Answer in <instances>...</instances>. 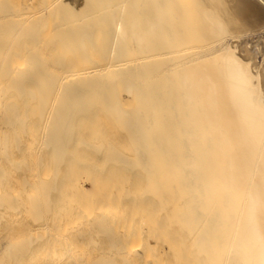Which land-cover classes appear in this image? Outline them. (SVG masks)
Here are the masks:
<instances>
[{
    "label": "bare ground",
    "instance_id": "bare-ground-1",
    "mask_svg": "<svg viewBox=\"0 0 264 264\" xmlns=\"http://www.w3.org/2000/svg\"><path fill=\"white\" fill-rule=\"evenodd\" d=\"M10 1H0V38L6 41L5 38L11 36L15 43L22 39L19 41L21 47L17 48L19 44L15 45L13 39V45L10 38L7 42L0 39L1 52L11 51L8 54L13 58L24 56L23 59L30 63L26 64L25 69L27 65L33 67L34 61L36 67L41 69L37 65L42 64V53L45 54L41 56L49 57L46 53L58 52L59 55L61 50L67 49L76 53L75 56L79 55L75 60L74 53L68 54L67 57H74L72 61L63 58L65 53L55 58V55H51L49 62L44 58L46 68H53V72L57 70L56 78L58 74L60 77L61 71L64 72L65 77L61 74V78L55 80L52 78L54 75L51 77L52 73L47 76L39 74L42 71L35 66V71L31 69L34 76L29 74L35 79L25 77L27 72L23 70L24 66L19 68L20 65L18 67L16 63L11 64L23 70L12 80L16 83L12 87L16 85L18 92V86L22 88L29 83L37 85L39 75L44 76L39 80L41 82L50 76L52 79L48 81L56 83L44 80L43 86L39 82V88L43 91V87H47L45 84L52 87L54 84L60 89V97H64L59 98L54 94L55 99H60L57 98V104L63 106L74 102L70 106L67 104L69 111L66 106L63 107L68 112L64 114L67 115L65 124L62 125L64 119H60V125L56 121L57 129L52 130L54 132L50 137L49 125L48 134H44L45 149H57L58 153L53 152L55 156L60 155L59 158L55 157V161L59 160L60 163L64 162L61 158L65 155L67 139H71L74 147L78 142L79 147L90 149V152L110 149L112 154H108L110 160L107 164L111 161L136 168L146 181V186L143 184L144 191L135 196L129 189L123 190L120 186L124 184L123 180L115 179L117 183L120 182L119 188L114 185L112 187L115 188H110L119 195L113 196L106 184L109 180L106 183L103 181V184L98 183L97 179L95 183L93 180L97 187L100 188L99 184H102L106 190L107 194H103L105 197L102 198L99 188L91 183L88 186L84 180H80V183L75 182L76 186L78 184L77 190L82 193L89 190L91 194L95 188L97 191L94 190L91 198L90 195L88 198L92 200L97 195L101 199L96 197L93 204L88 200L89 205L85 206V200L78 197H83L86 192L80 195L77 191L79 196L75 194L74 187L72 192L67 188L66 201L58 208L54 199L61 190L56 182L59 175L57 167L61 165L58 162L60 165H55L58 174L54 171L44 189L45 213L38 214L40 210H35L31 218L20 223L21 226L30 225L41 218L46 231L18 244L9 245L5 241L6 246L3 242L0 245V264H20L18 261L22 258L26 261L23 264H81L84 255L88 254L83 244L89 245V248L91 245L95 247L94 243L104 237L108 241V248H102V255L98 252L99 243L95 251L87 249L94 251L93 254H100L96 258V253L92 255L89 252L86 256H89V260L90 256L96 258H92L89 264H264V0H52L54 4L51 7L48 8L47 3L45 6L52 17H58V21L52 19L56 23L51 21L49 14L41 11L45 7L41 2L37 3L39 0L36 3L44 9H39L35 0H30L31 4L35 3L33 6L28 0L30 5L27 2L25 6L23 2L24 5L19 6L21 9L12 6L17 0ZM46 18L53 24H47ZM24 39L27 43L30 39L29 44L33 46L38 42L35 46L37 49H24ZM12 46H15L14 50ZM12 50L17 54H13ZM18 50L23 51L20 53ZM21 60H18V64L22 62L21 65H24L25 61ZM76 69L79 72L74 71ZM22 74L25 76H20ZM120 85L124 86L120 88ZM108 87L115 90L103 93ZM51 89L48 93H53ZM8 91L0 88V99ZM40 93L39 98L44 94ZM130 94L134 97V106L127 108L122 97ZM22 95L18 97L22 98ZM45 95L39 100L40 106L46 99ZM48 95L49 99L54 98L52 94ZM56 103L57 108L54 107L53 111L60 108L57 111L60 113L61 106L58 107ZM97 103L105 107L125 133L133 151L132 156L120 155L114 143L95 136L105 131L102 125L104 121L94 122L93 119L96 111L92 107ZM13 104H8V108L12 110L13 117H18L16 104ZM43 104L42 108L37 107L44 114L46 105L44 108ZM33 108V104H30V108L23 111L25 118L22 115L21 118H12L11 115L4 123L22 125L23 129L19 130L23 131L24 136L21 133V137H15L20 150L36 146L32 144L35 137H30V133L44 117L46 120L51 118L39 112L41 114L37 113V118L40 120L33 127L31 121L36 117ZM82 114L98 128L93 130L94 136L88 132V138L78 137L77 140L79 131L84 132L80 129L82 124L76 130L78 135H73L70 128L75 129L73 127ZM85 126L83 124L82 128ZM26 130H30V133ZM71 134L73 138L75 136L74 140ZM4 140L8 143L7 137ZM59 150L64 151L63 156ZM2 157L5 158L4 155ZM39 157L37 163L41 161ZM25 160H14V164L12 160L6 162L12 161L9 163L13 164V169L21 171L27 165ZM81 160H77L79 165L89 166L85 160ZM98 168L99 171L94 173L103 175L100 170L104 167ZM12 173L0 169V181L11 175L15 177ZM142 179L139 181L142 182ZM121 188L124 191L122 194ZM3 190L6 191L4 187ZM11 191L9 196L14 197L9 199L14 200L5 203L12 204L9 206L12 208L5 210L12 209L14 213L10 212L13 214L11 216L8 212H2V204L7 199L1 204L4 195L0 194V236H6L4 238L9 236L5 235L9 229L21 227L17 216L26 207L25 200L20 198L21 193L16 198V192ZM76 196V200L72 199ZM77 199L82 201L79 207ZM73 202L76 206H73ZM83 204L86 208L93 206H90L91 210L85 208L88 210L86 213ZM51 217L57 221L55 232L51 225L54 222H49ZM83 240L86 244L82 243ZM77 244L80 253L76 249ZM80 249H85L86 254L81 256Z\"/></svg>",
    "mask_w": 264,
    "mask_h": 264
},
{
    "label": "rangeland",
    "instance_id": "rangeland-1",
    "mask_svg": "<svg viewBox=\"0 0 264 264\" xmlns=\"http://www.w3.org/2000/svg\"><path fill=\"white\" fill-rule=\"evenodd\" d=\"M0 1H2V0H0ZM12 1V0H11ZM10 1V2H11ZM20 0H17V1H13L12 3V6L14 7V8H19V6L21 5V7L24 5L23 4V2H25L26 4H25V6L26 5H28L29 4V2H30V4H31V1L30 0H21L20 2H19ZM43 1V2H42ZM46 1V0H45ZM44 0H39L37 3H42V5H43V7H45V9L44 8H42V5H39V4H37L36 3V0H35V3H36V5H37V7L39 8V9H44V11L43 10H41L43 13L45 12V13H47V14H51L50 12H49V10H48V6H50L51 7V5H53L54 3V1H52V0H50V1H52L51 2V4L50 3H48L47 1L45 2ZM49 1V2H50ZM21 2H22V4H21ZM27 2H28V4H27ZM32 2H34V1H32ZM45 2V3H44ZM35 3H33L34 5H35ZM46 3H47V7L48 8H46ZM14 4H15V6H14ZM29 4V5H30ZM33 4H31L32 6H33ZM49 4V5H48ZM40 6H41V8H40ZM34 7H36V6H34ZM19 9H21V8H19ZM46 9H47V11H46ZM16 10H18V9H16ZM38 11H40V10H38ZM32 12V11H31ZM50 17H51V21H53L52 19L54 18V16L52 17L51 15H50ZM56 18V20H57V16L55 17ZM54 18V19H55ZM1 19V18H0ZM3 20L5 19V21L7 20L6 18H2ZM45 20H47V18L45 19ZM50 20V19H49ZM49 20H47V24L49 23V25H52L53 23L51 22V21H49ZM49 21V22H48ZM58 21V20H57ZM50 22L52 23V24H50ZM54 22V21H53ZM54 23H56V22H54ZM13 36V35H12ZM3 38V37H2ZM2 38H0L1 39V42H3L4 41V39H2ZM10 38V39H9ZM14 38H15V36H14ZM18 38V37H17ZM16 38V39H17ZM7 39H9L10 40V42L12 43V45L15 43V41H14V39H13V37H12V39H13V41H14V43L12 42V39H11V36L10 37H6L5 38V40L6 41H4V42H7ZM46 39V38H45ZM9 40H8V42H9ZM19 40V39H18ZM29 40V43H30V39H28ZM20 41V40H19ZM18 41V43L17 44H19V46H17V48L19 47H21V44H20V42L22 41V39H21V41L19 42ZM26 40L24 39V46L26 47V48H24V49H29V48H27V47H30V48H36L37 49V47H35L36 46V44H38V42L35 44L34 43V45L35 46H33L32 44H29V43H27V41L25 42ZM32 41V40H31ZM1 42H0V44H1ZM9 42V43H10ZM10 43V44H11ZM15 43V45H17ZM32 43H33V41H32ZM5 44V43H4ZM23 44V43H22ZM26 44H29L28 46L26 45ZM32 45V46H31ZM23 46V45H22ZM39 48V47H38ZM5 49V48H4ZM12 49L14 50L15 49V46H14V48H13V46H12ZM22 49H23V47H22ZM23 49V50H24ZM1 50H2V48H1ZM12 50V53L14 52ZM23 50H21V51H23ZM19 51V50H18ZM21 51H19L20 53H22ZM62 52H60L59 53V55L61 54V56H63V54L65 55V56H63V58H65L66 60H68V61H72V59L74 60V57L72 58V57H67V56H69L68 54H71V53H74V52H72L71 50V52H68L69 50H61ZM6 52V51H5ZM4 52V53H5ZM66 52H68V53H66ZM1 53H3V51L1 52L0 51V54ZM3 53V54H4ZM8 53H11V51L10 52H8ZM7 52H6V54L7 55H2V56H0V62H1V64H0V71H2V69L4 68L5 69V73H4V69H3V74H2V72H0V88H3L4 89V91H7L8 89H9V91L8 92H6V96H4V97H2L1 99H0V152H1V154H0V169H5V170H9V173L11 174L12 172V174L13 175H15V177L13 176V178H12V175H11V177L9 176V178H7L6 180L4 179L3 181H0V194H3L4 196H2V199L3 200H1V204L4 202V200H6L5 202H4V204H2V206H3V209H1V210H3L2 212H4L5 210H8L9 208H12V207H9V206H12V204H9V205H5V203L6 204H8V203H11L12 202V200H14L13 198L12 199H9V198H11V197H14V196H9V194H10V192H12L11 190L13 189V193L14 192H16V194H14L15 195V197L16 196H19V194L21 193V199H23V200H25L24 202H26V207H23L22 208V210L18 213V218H17V221H18V223H19V225H20V223L22 224L24 221H25V219L26 220H28L29 218H31L30 216H32V213H34V212H36L35 210H37V212H38V210H40V212H38V214H40L41 212V214H43V213H45L44 211H45V209H44V205H45V201H46V194H45V190H46V188H47V186H48V181L50 180V179H52V177H53V175H54V171H55V169H56V167H57V165H60L59 166V168L57 167V169H58V171L57 172H59V175L57 176V179H56V182H57V185L60 187V193H58V194H56L55 195V197H54V199H55V204L57 205V207L58 208H60L62 205H63V203H65V201H66V194H65V190L68 188L69 189V191L71 190V192L73 191L72 190V187H74L75 189H76V187L78 186V184L77 183H80L82 180H84L83 182H85V184H87L88 186L89 185H91V184H94L95 183V181H96V179H97V181H99L98 183H106V181H108V183H106V184H108L109 185V190H112L111 188H115L114 186H116L117 188H119L118 186L120 185V180H123V183L124 184H121L120 186H122V188H123V190L125 191V189L127 188V189H129L130 191H131V193L132 194H135V196L136 195H141L142 194V192L144 191L143 189V184H145L144 185V187L146 186V181L144 180V179H142L143 177H141V174L140 173H138L137 172V169L135 168H133L132 169V167H126V166H121V165H119V164H116L115 162H113V163H111V161L110 162H108V163H110L109 165L107 164V161H109L110 160V156L108 157V154H112L111 152H110V149H108L107 150V148H105V150H104V148L101 150L100 149V151L101 152H95V150H93L92 152H90L91 150L89 149H87V148H84V147H79L78 145L79 144H76V143H78V142H76L75 143V147L73 146V143H71L70 142V140L69 139H67L69 142V144L67 143V148H65V146H64V148L66 149H64V151H65V153H64V151L63 150H59L61 153H62V156H63V153L65 154L64 155V158H61L62 160L64 159V162H62L61 160V162L62 163H60L59 162V160H58V162L60 163V164H57L58 162H56L55 160H56V158L55 157H60V155H58V156H55L54 154V152H57L58 153V150L57 149H54V148H49V149H45V147H44V134L45 135H47L48 134V131H47V129H48V127H49V125L51 126V128L50 129H48L49 131H51V132H49V134H48V136L50 137L51 135H53V132L55 131V129L54 128H56L57 129V127H56V125H60L61 124V120L60 119H64V121L62 120V125L64 126V124H65V120H66V116L67 115H64L67 111V109L69 108V107H67V104H69L68 106H70V105H73L74 104V102H72L71 100H70V102H72V103H66V105H63L62 106V104L61 105H59V104H57L59 101L57 100V98L55 99V95L57 94V96H59V98H64L63 96H61L60 97V93H58L59 91H60V89L59 88H57L56 86V90H54L55 89V87H54V84L56 83V81H53V80H51V81H48L49 79H52V78H54V80H55V78H56V76H55V74H57V73H55V71H57L56 69H54V72L52 71L53 70V68H52V70L50 69V68H46V65H47V62H49V61H51L52 60V56H54L53 58H55L56 57V55H58V52H55V54H54V52H53V54L52 53H46V54H48V55H50L49 57L48 56H41L40 55V58H41V62H42V64L39 66V65H37L38 67H41V69H39V68H37L36 67V62L34 63L33 62V64H32V66L34 67L35 66V68H37V69H39L40 71H42L41 73H39L40 71H38L37 69V72L39 73V74H44V76H47V74L48 75H50V73H52V75H51V77L54 75L55 77H50V76H48V78H47V80L44 78L43 80H42V82H44L45 83V81L44 80H46V81H48V82H52V83H54L53 84V87H52V83L51 84H49L52 88H54V89H51L50 88V86L49 85H44V86H47V87H49V88H45V87H43L44 89H43V91H42V88H39V82H41V81H39V80H41L44 76H42V75H39L37 72V75H39L40 76V79L37 77L36 78V84L37 85H35L34 83V85H32V83H29V84H26L24 87H22V88H20L19 86H18V88L21 90L22 89V91L20 92V90H19V92L20 93H26L25 95L23 94H20L19 92H18V89H15L16 88V85H15V87L13 86L12 87V84L14 85V81H12L14 78H16L19 74H20V71H22L23 72V70L25 71V72H27L25 75H20V76H25V77H28L29 76V78H33L31 75H29V74H32L33 76H34V69H33V67H31V68H29V66L27 65V67H26V69H25V66H26V64L28 63L27 61H25L24 59H23V57H19L18 56V58H16V57H10V55L8 54ZM19 53V54H20ZM63 53V54H62ZM13 54H17V52L15 51V53H13ZM23 54H24V52H23ZM45 54V53H44ZM43 54V55H44ZM75 54L76 53H74V54H72L73 56H75ZM8 55H9V57H8ZM52 55V56H51ZM58 55V56H59ZM72 55H70V56H72ZM77 55V54H76ZM20 56H21V54H20ZM79 56V55H78ZM78 56H75V60H76V58L78 57ZM10 58H13V59H11L10 60ZM25 58V57H24ZM44 58H46L47 59V62L46 61H44L43 62V60H44ZM49 58H50V60H49ZM61 58V57H60ZM62 58V59H63ZM70 58V59H69ZM99 58V57H98ZM16 59V60H15ZM20 59H22L21 61H25L24 63V65H21L22 64V62L21 63H19L18 64V60H20ZM45 59V60H46ZM78 59H80V58H78ZM96 59V58H95ZM14 60V61H13ZM39 60V59H38ZM9 61H12V63H9L8 64V62ZM40 61H39V63L38 64H40ZM20 62V61H19ZM46 62V63H45ZM3 63V64H2ZM7 63V64H6ZM17 64L18 65V67H19V65H20V67L19 68H22L21 66H24L23 67V70H20V69H17L18 67H16V66H14V67H16V68H14L11 64ZM9 65V66H6V65ZM15 64V65H16ZM28 64H30V63H28ZM35 64V65H34ZM2 65L4 66V67H2ZM72 65V64H71ZM13 67V68H10V67ZM6 67V68H5ZM9 69H8V68ZM85 68V67H84ZM6 69H8V71L6 70ZM11 69L13 70V71H11ZM14 69H15V71H14ZM30 69V70H29ZM31 69H33L34 71H31ZM43 69H45V70H43ZM80 69V68H79ZM9 70L11 71L10 73H8L9 72ZM78 69H76V70H74V71H76V72H79V71H77ZM29 71V72H28ZM43 71L46 73H43ZM7 72V73H6ZM33 72V73H32ZM58 73H60V71L58 70ZM64 73V72H63ZM62 73V71H61V73H60V77H59V74H58V76H57V78L56 79H58V77L59 78H61V74H62V76H64L65 74H63ZM70 74V73H69ZM75 74V73H74ZM31 76V77H30ZM36 76V75H35ZM67 76V75H66ZM69 76V75H68ZM42 77V78H41ZM50 77V78H49ZM65 77V76H64ZM33 79H35V77L33 78ZM38 80V81H37ZM40 83V86L42 85V84H44V83ZM48 82H46V83H48ZM16 84V83H15ZM43 86V85H42ZM57 86H58V82H57ZM122 86H124V85H120V88H122ZM12 87V88H11ZM117 87V86H116ZM118 87H119V85H118ZM27 88V89H26ZM10 89H13V90H10ZM49 89H51V90H53V93H48L49 91ZM59 89V90H58ZM29 91L28 93L27 92H23V91ZM41 90V91H40ZM51 90H50V92H51ZM115 90V88H113V87H108V88H106V89H104V92L103 93H112L113 91ZM45 91V92H44ZM57 91V93H55ZM31 92V93H30ZM40 92H43L44 94L39 98V95H41V93ZM46 94V95H45ZM48 94H52L53 96H54V98L52 97V98H50L49 99V95ZM55 94V95H54ZM59 94V95H58ZM18 95H22V98L20 97H18ZM45 95V98L47 99V104H45L46 102V99H45V101L43 102L42 100V102L44 103H42L44 106V108H45V105H46V111H45V109H44V111H45V113L43 114V110L41 111V109H40V107L42 106V104H41V106H40V104H39V100L43 97ZM24 96V97H23ZM58 98V99H59ZM43 99V98H42ZM57 100V101H56ZM60 100V99H59ZM63 100V99H62ZM64 102H66L65 100H63ZM68 101H69V99H68ZM67 101V102H68ZM86 102H87V100H85ZM57 102V103H56ZM64 102H61V103H63L64 104ZM122 102H123V104L125 105V107H127V108H131V107H133L134 106V97H133V95H124L123 97H122ZM10 103H11V105L13 104V103H15L16 104V113H18L19 114V116L18 117H13V112H12V110H10L9 108H8V104H9V106H10ZM55 103L57 104V106L58 107H60L61 106V109H62V113L60 112V113H58L57 111H59L60 110V108H59V110L57 109V110H55V111H53V109H55V108H57V107H55ZM30 104H33V115L35 116V113H36V117H33V119H32V121L31 122H33V125H31V126H33V127H35L37 124H38V121L40 120H38V118H37V113H38V115L39 114H41V113H39V112H42V115H45V114H48V116H47V118L48 117H53L54 116V118L57 116V113H58V116H57V119L56 120H54V118L53 119H51V118H48L47 120H46V118L44 117V120L43 121H39V124L37 125L38 127H35L36 129H34V128H32V129H34L35 130V132H34V130H32V134L30 133V130H29V132L27 131L28 130V128H27V130H26V132H28V133H30V137H32V136H34L33 138H34V141L32 142V144H36V146H34L33 148H28V149H24V148H22L21 150L18 148V146L16 145V143H15V137L16 136H18V137H21V136H24V134L21 132V130L23 129L22 128V125H20L19 126V124H16V125H9V124H4L5 122H6V120H7V118L8 117H10L11 115H12V118H19L21 115V117L22 118H25V116H24V113H23V111H25L26 109H28V108H30ZM40 106V107H37V106ZM13 106H14V104H13ZM64 106H66L67 107V109L66 108H64V110H63V107ZM7 107V108H6ZM36 107V108H35ZM55 107V108H54ZM42 108V107H41ZM93 109H95V113H94V115H93V119H94V122H96V121H99V120H102V121H104L103 122V126H104V129H105V131H103V132H100V133H98V134H96L95 136L98 138H104V139H107L108 141H111L112 143H114V145L116 146V150H117V152H119L120 153V155H126V156H132V153H133V151H132V148H131V145H130V143L128 142V139H127V137H126V135H125V133L122 131V130H120L119 129V125H118V123L116 122V120H114L113 119V117H112V115L109 113V112H107V110L105 109V107H103V105L102 104H100V103H97V104H95L93 107H92ZM40 110V111H34V110ZM31 110H32V107H31ZM15 111V110H14ZM51 111V112H50ZM53 111V112H52ZM68 111H69V109H68ZM54 112H57V113H54ZM15 113V112H14ZM23 113V114H22ZM31 113H30V115H31ZM53 113V114H52ZM68 113V112H67ZM66 113V114H67ZM17 114V115H18ZM54 114H56V115H54ZM61 114V115H60ZM24 116V117H23ZM61 116V117H60ZM91 115H89L88 117H90ZM20 117V118H21ZM66 117V118H65ZM36 119H37V121H36ZM41 119H43V118H41ZM59 119V120H58ZM78 120H80V121H82L81 123H80V121H78L77 123H78V126H77V123H76V125H74V127L73 128H75V129H71L70 128V131L72 130V133H73V135L74 134H76V135H78L79 134V136H76V138H77V140H79L78 139V137H81V139L82 138H88V137H86L87 136V133L88 132H90V133H92L93 134V136H94V129L95 128H98V127H96V126H94V124H93V121H88V118H87V116L86 115H80L79 116V118H78ZM86 120V121H85ZM53 121H55V122H53ZM58 122V124H57V122ZM60 121V122H59ZM31 122H29V123H31ZM56 123V124H55ZM21 124V123H20ZM80 124H85L86 126H85V128H82V125H80ZM79 125H80V129L82 130H84V132L82 131V132H80L79 131V133L78 132H76V130L78 131V129H79ZM27 126V125H26ZM53 126V127H52ZM97 126H101V125H97ZM28 127H30L29 125H28ZM89 127V128H88ZM22 128V129H21ZM78 128V129H77ZM90 128H92V129H90ZM19 129H21V130H19ZM86 129H87V131H86ZM89 129V130H88ZM52 130H54V131H52ZM94 130V131H93ZM76 133H75V132ZM21 133H22V135H21ZM27 133V134H28ZM78 133V134H77ZM86 133V134H85ZM51 134V135H50ZM80 134H82L81 136H80ZM89 134V133H88ZM7 135V136H6ZM21 135V136H20ZM73 135L71 134V136H72V138H73ZM71 136L69 135V138H71ZM5 137V138H4ZM6 137H7V139H8V143H7V141H5L4 139H6ZM65 139V140H66ZM75 139V136H74V138H73V140ZM37 141V143H36V141ZM50 140V139H49ZM67 140L65 141V143L67 142ZM4 142H6V144L4 145ZM51 142V141H50ZM3 143V144H2ZM3 146H5V147H3ZM78 146V147H77ZM3 148V149H2ZM80 148V149H79ZM69 149V150H68ZM87 149V150H86ZM52 150V151H51ZM69 152H68V151ZM54 151V152H53ZM3 153V154H2ZM60 153V154H61ZM67 153V154H66ZM2 155H4L5 156V158H3L2 157ZM36 156V157H35ZM37 156H40L41 157V159H40V157H39V160H41L40 162H38V163H40L41 165H38V163H37V161H38V158H37ZM66 156V157H65ZM7 157V158H6ZM22 158V159H21ZM1 159H2V162H1ZM19 159V160H18ZM26 159V160H25ZM29 161H28V160ZM36 161V163H35V161ZM37 159V160H36ZM42 159H43V161H42ZM82 159V160H81ZM8 160H12L13 161V164L15 163V162H17V161H21V160H25V161H27L26 163H27V165H26V167H23V169L21 170V171H15L14 169H13V164H11V163H9V162H12V161H9V162H6V161H8ZM14 160H16L15 162H14ZM33 160V161H32ZM77 160H81V161H83V160H85L84 162H86L87 163V165H89V166H86V164L83 166V165H79L78 163H77ZM87 160V161H86ZM30 161H32V162H30ZM29 162V163H28ZM56 162V163H55ZM79 162V161H78ZM106 162V163H105ZM8 164V165H7ZM36 164V165H35ZM77 164V165H76ZM93 164V165H92ZM98 165V167H104V169L102 168H100L101 170H100V172H101V174H103V175H97V172L99 171V168L97 167V165ZM104 164H106V165H104ZM1 165H2V167H1ZM12 165V166H11ZM35 165V166H34ZM38 165V166H37ZM55 165H56V167H55ZM101 165V166H100ZM111 165V166H110ZM6 166V167H5ZM12 168H11V167ZM39 166H40V168H39ZM96 167V168H92V167ZM7 168V169H6ZM91 168V169H90ZM106 168V169H105ZM110 168V169H109ZM131 168V169H130ZM28 169V170H27ZM93 169H96V170H93ZM12 170V171H11ZM104 170H106V171H104ZM110 170V171H109ZM31 171H32V173H31ZM55 171V172H56ZM95 171H97L96 173H94ZM26 172V173H25ZM28 172V173H27ZM30 172V173H29ZM56 172V173H57ZM100 172H99V174H100ZM25 173V174H24ZM34 173V174H33ZM24 174V175H23ZM58 174V173H57ZM56 174V175H57ZM23 175V176H22ZM28 176V177H27ZM33 176H35V177H33ZM19 177V178H18ZM22 177V178H21ZM31 177H33V178H31ZM16 178V179H15ZM31 178V179H30ZM112 178H113V180H119L118 182L119 183H117L116 182V180H115V182L112 180ZM45 179V180H44ZM110 179H111V181H110ZM140 179H142L143 181L141 182V181H139ZM81 180V181H80ZM85 180H87L88 182H89V184H88V182H86ZM94 180V181H93ZM23 181H24V183H23ZM27 181V182H26ZM43 182V184H42V182ZM51 181V180H50ZM77 181V186L75 185V182ZM92 181L94 182V183H92ZM104 181V182H103ZM114 182V183H112L111 185L109 184V182ZM144 181H145V183H144ZM2 182H4V183H2ZM47 182V183H46ZM126 182H128V184L126 183ZM141 182V184H142V186H141V184L139 185V183ZM1 183H2V186H1ZM24 184V186H23V184ZM74 183V184H73ZM91 183V184H90ZM121 183H122V181H121ZM102 184H99V186H100V188L99 187H97L98 185L97 184H94V186H95V188L97 187V189L98 190H101V193L99 192V194H100V196H101V194H102V198H104L105 196H106V194H107V192H106V190L104 189V187H102ZM119 184V185H118ZM131 184V185H130ZM136 186H135V185ZM75 185V186H74ZM97 185V186H96ZM107 185V186H108ZM112 185H114L113 187H112ZM124 185H126L127 187H123ZM46 186V187H45ZM71 186V187H70ZM105 187H107L106 185H104ZM138 186L141 188V189H139L138 188ZM3 187H4V189H6V191H8L9 193H7L5 190H3ZM6 187V188H5ZM111 187V188H110ZM2 188V189H1ZM9 188V189H8ZM71 188V189H70ZM95 188H93L94 190H95ZM122 188H121V194L124 192H122ZM45 189V190H44ZM137 189H139V192H138V190ZM3 190V191H2ZM94 190L92 191V193L94 192ZM114 190V189H113ZM112 190V195L113 196H118L119 195V193L116 191V190H114L113 191ZM77 191H79V190H75V194L76 195H79V193L77 192ZM95 191H97V190H95ZM116 191V192H115ZM2 192H4V193H2ZM5 192L8 194H6V196L8 197H5ZM80 192V195L81 194H84L85 192L87 193H89V190H87V191H85V192H81V191H79ZM138 192V193H137ZM141 192V193H140ZM13 193H11V194H13ZM78 193V194H77ZM84 194V196L83 197H86V198H84L83 199V197L82 196H80V197H78V196H76L75 198H72V199H75L76 200V198L78 197V199H82V201H84L83 203H85V204H87V201L88 200H90V201H88V202H90L91 204H93V199H95L96 197H97V195H96V197L95 196H92V197H95V198H92V200L91 199H89L88 198V196L90 195V198H91V194L89 193H87V194ZM43 194V195H42ZM75 194H74V196H75ZM96 194V193H95ZM98 194V195H99ZM103 194H105V196L103 195ZM32 195V197H30ZM93 195V194H92ZM73 196V197H74ZM5 197V198H4ZM23 197V198H22ZM17 198V197H16ZM30 198H32L31 200H29ZM42 199V200H41ZM77 199V207H79V206H81V204H80V202H82V201H80V200H78ZM96 199H101V197H97ZM45 200V201H44ZM74 200V201H75ZM98 200V201H99ZM8 201V202H7ZM11 201V202H10ZM70 201H72V200H70ZM76 202V201H75ZM75 202H73L72 204H73V206H76V203ZM44 203V204H43ZM89 205V203L87 204V205H85V206H88ZM34 206H36V207H34ZM43 206V207H42ZM83 206V208L85 209L86 207H84V204L82 205ZM91 206V208H92V206L93 205H90ZM90 206L89 207H87L86 209H88L89 208V210H91V208H90ZM35 208V209H34ZM37 208V209H36ZM43 208V209H42ZM83 209V210H84ZM85 209V211H86V213L88 212V210H86ZM12 209H10L9 211H7L8 212V214L11 216V215H13V214H11V213H14L13 212V210L11 211ZM80 210H82V208L80 207ZM82 210V211H83ZM33 211V212H32ZM85 211H83V212H85ZM6 212V211H5ZM6 212V213H7ZM11 212V213H10ZM21 213V214H20ZM55 213V212H54ZM58 214V212H56V215ZM55 215V214H54ZM84 215H85V213H84ZM19 219V220H18ZM24 220V221H23ZM50 224L51 223H53V224H51L52 225V227H53V231L55 232V229H54V226H55V224H56V218L55 217H51L50 218ZM17 223V224H18ZM21 226V225H20ZM44 231H46L45 230V227L42 225V221H41V218H40V220H37L36 219V221L34 220V221H32V224H28V225H25V226H21V227H17V228H12V229H9L8 231H7V234H5V235H9V236H7V238H9V239H7V238H4V237H6V236H0V238H3L2 240H0V245H2L3 244V242L5 243V241H7V243L9 244V245H14V244H18V243H21V242H23L24 240H26L27 238H30V236H33V235H38V234H40V233H42V232H44ZM21 232V233H20ZM24 233V234H23ZM25 235V236H24ZM27 235V236H26ZM17 236H21L20 238L19 237H17ZM7 239V240H6ZM14 239V240H13ZM104 239V240H103ZM103 239H100L98 242H96V243H94V244H96L95 245V247H93L94 245H91L90 246V248L92 249V250H96V248H97V246H99V244L101 245L100 247H98L99 248V253L102 255V251H104L106 248H108V241H107V239L104 237ZM10 240V241H9ZM85 241H86V239H85ZM85 241L83 240V242L82 243H85ZM104 241V242H103ZM2 242V243H1ZM7 243H5V245L7 244ZM77 243V242H76ZM81 243V242H80ZM86 243H87V241H86ZM85 243V244H86ZM99 243V244H98ZM105 244H106V247H105ZM103 245H104V247H103ZM6 246H8V245H6ZM81 246V245H80ZM85 246V247H84ZM78 247H79V245L77 244V251H78V253H80V251H79V249H78ZM82 247V246H81ZM39 248V246H37V248L36 249H38ZM83 248H89V245H84L83 244ZM90 248H89V250H90ZM94 248V249H93ZM104 250H103V249ZM86 249V251H85V249L83 250V249H80V250H82V252H81V256L83 255V253L84 254H86L85 252H88V254H89V252H90V254L92 253V255H94L93 254V252H92V250L91 251H88ZM101 250V251H100ZM85 251V252H84ZM102 252V253H101ZM99 253H96V255H94V256H97L96 258H98V256L100 255ZM87 254V255H88ZM99 254V255H98ZM87 255H84L85 256V258H88V257H86ZM94 256H90L91 258H90V260H89V258L88 259H86L87 260V263L89 264L90 262H92V258H93V260L95 259L96 260V258L94 257ZM84 258V259H85ZM83 259V261H82V263L81 264H85L86 263V260H84ZM20 264H23L24 262H26L25 261V258H22L20 261H18ZM84 262V263H83ZM86 263V264H87Z\"/></svg>",
    "mask_w": 264,
    "mask_h": 264
}]
</instances>
